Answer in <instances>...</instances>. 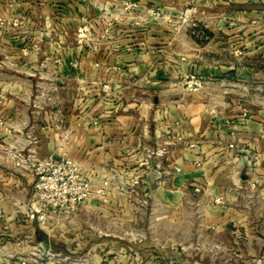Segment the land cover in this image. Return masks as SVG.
Returning a JSON list of instances; mask_svg holds the SVG:
<instances>
[{
	"label": "crops",
	"instance_id": "crops-1",
	"mask_svg": "<svg viewBox=\"0 0 264 264\" xmlns=\"http://www.w3.org/2000/svg\"><path fill=\"white\" fill-rule=\"evenodd\" d=\"M128 2L135 12H123ZM251 5L264 0H0V264H39L24 255L32 248L52 251L50 264H128L118 242L87 237L135 203L128 183L166 134L199 150L172 143L153 158L138 189L147 200L199 202L217 226L240 220L249 197L264 201V34L249 24ZM189 7L205 45L172 29ZM231 13L240 26L226 22ZM82 27L88 40L77 38ZM188 74L203 78L199 93L182 86ZM61 146L93 189L110 182L108 203L91 199L73 219L40 227L25 216L34 176L8 153L58 158ZM70 249L82 256H65Z\"/></svg>",
	"mask_w": 264,
	"mask_h": 264
},
{
	"label": "rangeland",
	"instance_id": "rangeland-1",
	"mask_svg": "<svg viewBox=\"0 0 264 264\" xmlns=\"http://www.w3.org/2000/svg\"><path fill=\"white\" fill-rule=\"evenodd\" d=\"M249 7L254 8L252 14L256 16L255 22L249 24L264 34V6ZM185 10L190 12L188 17L198 22L206 31L196 19L193 8L182 9L178 16L181 15L183 19ZM237 16L241 18L242 15L229 14L231 19L226 22L232 27L240 26V22L234 19ZM177 17L173 22V31L184 32L189 36L182 20L181 29L175 30ZM81 29H84L88 40L89 31L86 27ZM206 33L208 40L205 42L194 41L190 36L189 38L205 45L210 39L207 31ZM233 52L237 54L236 50ZM261 95L264 97V92ZM22 155H26L25 151H22ZM21 170L33 176L28 170ZM125 208L123 213L113 219L107 216L96 220L99 227L98 232L94 234L96 237L87 238L118 242V255L127 258L128 264H264V201L255 200L252 196L247 200L245 208L241 209L245 215L240 220L228 221L218 226L214 225L218 223L207 215L206 208L199 202L196 204L185 200L175 205H158L147 200L146 205L140 207L134 202L126 201ZM26 237L27 234L23 233V240H27ZM50 239L56 243L61 240L59 237ZM69 239L78 240L79 237ZM25 251L26 257L35 258L39 264H50L53 262L51 259L57 258L52 251L48 256L46 251L40 248ZM97 251L109 257V249ZM82 253L83 250L70 249L65 256L79 257ZM58 264L63 263L61 261Z\"/></svg>",
	"mask_w": 264,
	"mask_h": 264
},
{
	"label": "built area",
	"instance_id": "built-area-1",
	"mask_svg": "<svg viewBox=\"0 0 264 264\" xmlns=\"http://www.w3.org/2000/svg\"><path fill=\"white\" fill-rule=\"evenodd\" d=\"M137 4L128 2L123 4L124 13H133L137 10ZM189 11L185 10V16H178L175 21L177 26L175 30L181 29V20L188 29L189 36L197 42H205L208 36L204 28L194 19H190ZM144 15L150 18H158V9L149 8L144 11ZM13 26H17L15 21ZM77 38L86 39L84 29L78 30ZM203 78L198 75L188 74L182 80V86L189 93H199L203 89ZM103 91L108 93L107 86H103ZM165 145H158L153 149L144 150V157L139 163L142 170L137 173L129 181V194L133 197L135 204L142 207L146 205L147 199L139 194L138 189L141 186L143 176L150 161L153 158H162L168 153V145L172 143H184L186 148L192 151H198L199 145L196 142H185V138L180 134H166ZM233 148V145H229ZM0 150H4L0 146ZM58 158L53 155L40 159L36 157L35 152L31 151L23 156L22 151L8 153L16 159V164L23 169L28 170L34 176L32 194L27 202L26 219L35 222L40 227H47L48 223L64 222L73 219L82 206H85L91 199H97L101 205L108 203L107 190L110 186L108 180L102 182L100 186L94 188L90 182L79 171L78 165L69 158L64 147L58 148ZM177 172V168H173ZM218 202V201H217ZM46 255L50 256L49 249L45 250ZM20 264H27L22 260Z\"/></svg>",
	"mask_w": 264,
	"mask_h": 264
},
{
	"label": "trees",
	"instance_id": "trees-1",
	"mask_svg": "<svg viewBox=\"0 0 264 264\" xmlns=\"http://www.w3.org/2000/svg\"><path fill=\"white\" fill-rule=\"evenodd\" d=\"M35 236L37 241L51 244V241L38 229L35 231Z\"/></svg>",
	"mask_w": 264,
	"mask_h": 264
}]
</instances>
